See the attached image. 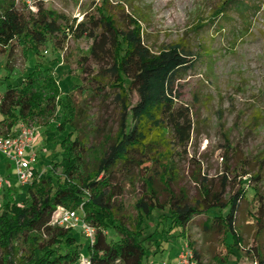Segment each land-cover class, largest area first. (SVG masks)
<instances>
[{
    "label": "trees",
    "instance_id": "trees-1",
    "mask_svg": "<svg viewBox=\"0 0 264 264\" xmlns=\"http://www.w3.org/2000/svg\"><path fill=\"white\" fill-rule=\"evenodd\" d=\"M234 1L238 7L246 4L245 0ZM128 21L129 26L123 28L108 9L98 6L83 20L70 23L65 14L42 4L36 11L24 13L16 0H0V54L5 56L0 66V133H15V125L21 121L47 120L60 106L65 114L58 127L64 133L60 140L62 157L43 172L34 169L33 180L22 185L27 187L26 197L17 198L6 185L0 194V264H77L83 254L82 243L73 228L52 223L58 206L82 207L85 220L95 226V241L87 246L94 264H148L147 242L152 236L146 221L154 213L157 227L165 226L170 234L178 231L182 239L188 237L187 229L195 218L206 214L201 224L203 233L221 239L228 253V257L215 255L211 264H226L246 248L237 222L241 203L247 198L246 182L240 180L242 185L230 195L228 175L223 176L219 188L207 175L196 176V197L176 188L179 171L169 135L178 147H185L196 132L192 111L177 103L176 83L196 57L180 44L154 52L139 24L131 17ZM69 37L93 40L90 56L115 78V98L122 103L116 138L94 166L89 164L85 140L75 135L77 107L72 92L81 86H73L61 100L54 67L46 65L48 56H59ZM15 46L18 49L12 55ZM30 56L36 59L32 68L18 71V63L27 62ZM20 77L18 83L10 81ZM132 93L138 97L135 103ZM157 176L165 182V200L161 199ZM136 177L145 186L134 204L137 214L133 218L122 198L126 181ZM257 191L255 186V195ZM257 210V237L262 239L264 201ZM250 252L254 264H264V242L253 244ZM194 254L202 261L196 249Z\"/></svg>",
    "mask_w": 264,
    "mask_h": 264
},
{
    "label": "rangeland",
    "instance_id": "rangeland-1",
    "mask_svg": "<svg viewBox=\"0 0 264 264\" xmlns=\"http://www.w3.org/2000/svg\"><path fill=\"white\" fill-rule=\"evenodd\" d=\"M16 1L21 12L36 11L42 4L65 14L70 23L74 19L78 23L86 13L102 6L123 28L131 23L128 18L135 20L146 44L154 52L169 44H180L196 57L194 65L176 83L177 103L192 111L196 127L191 142L185 147H178L169 135L179 171L176 188H183L196 197L199 191L196 176L207 175L219 188L223 176L228 175L230 195L240 188V180L246 182L247 198L241 203L237 221L244 233L246 248L238 257H230L226 264H254L250 248L264 242V237H257L255 223L259 204L264 201V0H245L242 7L234 0ZM92 43L89 38L69 37L59 56L50 55L46 61L47 66L54 67L61 100L73 86H81L80 90L72 92L77 107L75 135L86 142L90 166L97 163L108 144L116 138L122 119V103L115 98L118 91L117 85H113L115 78L90 56ZM17 49L15 46L10 54L15 55ZM4 60L5 56L0 54V66ZM35 62V57L30 56L27 62L21 60L17 69L28 72ZM21 79L11 78L10 81L18 83ZM137 100V95L132 93L131 101ZM64 118L60 106L47 120L21 121L35 123L38 127L34 139L38 161L34 168L40 172L63 155L60 140L64 133L58 127ZM6 163L7 169L3 172H9V191L17 198L26 197L27 187L18 182L14 164L9 160ZM156 183L161 189V199L165 200V182L157 176ZM144 186L139 177L126 181L122 201L133 218L137 214L134 204ZM2 203L0 195V207ZM206 218V214L196 217L187 229L188 237L183 239L201 254L204 263L211 264L215 257H228V253L221 239L203 233L201 224ZM157 221V213L146 221L147 232L152 236L147 242L148 264H173L182 238L178 231L170 234L164 230L165 226L157 227ZM73 232L82 243V255L88 256V238L79 228Z\"/></svg>",
    "mask_w": 264,
    "mask_h": 264
},
{
    "label": "built area",
    "instance_id": "built-area-1",
    "mask_svg": "<svg viewBox=\"0 0 264 264\" xmlns=\"http://www.w3.org/2000/svg\"><path fill=\"white\" fill-rule=\"evenodd\" d=\"M35 123L20 122L13 134H0V155L8 158L14 164V173L21 185L29 184L34 174V164L38 154L34 147L37 132ZM7 183L6 177L0 172V194ZM52 223L58 226L79 228L92 244L96 238V228L85 220L83 208L71 209L58 206L52 215ZM77 264H94L90 256L82 255ZM176 264H206L195 258L194 250L185 243L181 249Z\"/></svg>",
    "mask_w": 264,
    "mask_h": 264
},
{
    "label": "crops",
    "instance_id": "crops-1",
    "mask_svg": "<svg viewBox=\"0 0 264 264\" xmlns=\"http://www.w3.org/2000/svg\"><path fill=\"white\" fill-rule=\"evenodd\" d=\"M6 161H8V158H6V157L0 155V172H1L5 177L8 176V178H6V179H7L6 186H7V184H9V183L11 182V180L9 179V172H5V173L3 172L5 169H7V166H6L7 163H6ZM184 244H185V243L183 242V239H182V245H181L180 250L178 251V253H177L175 259H174L173 262H172L173 264H176V263H177L178 255H179L181 249L183 248Z\"/></svg>",
    "mask_w": 264,
    "mask_h": 264
}]
</instances>
